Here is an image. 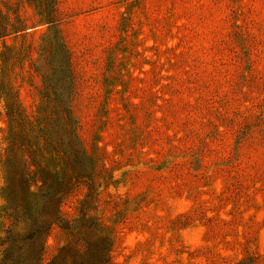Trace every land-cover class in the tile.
Returning a JSON list of instances; mask_svg holds the SVG:
<instances>
[{
    "label": "rangeland",
    "instance_id": "374dc122",
    "mask_svg": "<svg viewBox=\"0 0 264 264\" xmlns=\"http://www.w3.org/2000/svg\"><path fill=\"white\" fill-rule=\"evenodd\" d=\"M54 13L0 0V26L15 24L0 37V264H264V0H55ZM58 42L85 176L48 142ZM8 158L25 164L30 210L17 173L8 203ZM41 168L59 185L39 211Z\"/></svg>",
    "mask_w": 264,
    "mask_h": 264
},
{
    "label": "trees",
    "instance_id": "16d2710c",
    "mask_svg": "<svg viewBox=\"0 0 264 264\" xmlns=\"http://www.w3.org/2000/svg\"><path fill=\"white\" fill-rule=\"evenodd\" d=\"M35 7L38 9V15L41 17V20L45 21L47 24H53L55 20L58 19V15L55 16V0H31ZM9 26V27H7ZM8 28L15 29L14 21L12 23H6V25L2 28L0 26V37L7 34ZM16 29V32L24 30L26 27L23 24L18 25ZM248 53V51H247ZM51 68L53 69V75L49 76V79L47 82H45V88L47 91L48 96L51 99L52 104L56 107V121H57V129H50V134L48 138V142L51 138V144L54 146V149L57 152H60L63 156L64 162L63 166L65 171H68V175L71 176H77V175H83L86 170V163L84 158L82 157V151L78 147L76 142V133H75V118L71 111V105L69 103V100L66 97V92L61 90L60 85H63L62 82L65 79L68 78L67 74L69 75V70L66 69L64 65V61L67 60V50L63 43L58 42L56 45V53H51ZM246 69L244 70L249 73V75L252 74V71H254L255 67L253 65V60L248 55L246 57ZM66 73V74H65ZM247 77V75H245ZM67 77V78H66ZM61 82V83H60ZM53 130V131H51ZM52 136V137H51ZM13 144H9V148H12ZM16 146H19L17 144ZM24 146V145H23ZM14 161L12 159H7V174L6 177L9 179V182L4 187L5 191L7 192V200L9 205H12L13 202V193L14 190L11 191L10 186V179L12 180L14 177V174H18L16 177L17 180H19V183H21L19 192V198L16 200L18 202L19 206L27 207L28 210H30L31 205L29 198L31 197V192L29 190L28 185V178L27 174L28 172L25 170V164L21 165L19 168V172H16V167L13 165ZM14 172V173H13ZM40 174L44 173L47 177V184L45 185L44 192L40 193V199H42V202L39 203V211L42 210V208L46 204V199H51L53 191L57 190V186L59 185L58 179H56L47 169L41 168ZM44 177L43 175H41ZM45 178V177H44ZM62 183V181H61ZM63 183H65V180H63ZM30 212V211H29ZM10 237V235H9ZM103 239V238H102ZM104 240V239H103ZM7 244H10L9 241ZM7 248V247H6ZM8 250V249H7ZM100 254V253H99ZM98 263L100 264H109L107 255L100 254L98 255ZM74 257V256H73ZM76 258L70 259L68 261L63 255H59L57 262L53 264H59L62 262H65L64 264H77L75 261ZM30 260H38V257H34ZM81 264V262H78Z\"/></svg>",
    "mask_w": 264,
    "mask_h": 264
}]
</instances>
